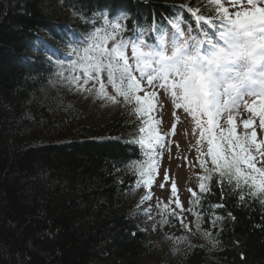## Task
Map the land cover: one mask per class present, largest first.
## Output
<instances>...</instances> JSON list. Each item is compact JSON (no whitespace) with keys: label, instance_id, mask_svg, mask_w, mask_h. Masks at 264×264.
Masks as SVG:
<instances>
[{"label":"trees","instance_id":"1","mask_svg":"<svg viewBox=\"0 0 264 264\" xmlns=\"http://www.w3.org/2000/svg\"><path fill=\"white\" fill-rule=\"evenodd\" d=\"M189 7L216 15L212 0H0V264H264V207L248 186L242 202L218 174L190 200L193 234L164 212L166 244L158 243L171 245L156 246L136 202L138 165L148 157L130 143L144 135L147 117L123 98L101 99L99 85L87 92L69 84L83 70L71 66L77 57L64 34L87 40L105 27L103 10L125 27V40L156 22L168 27L172 17L193 35L211 34ZM71 47L84 54L87 44ZM194 213H203L200 229ZM214 215L223 217L216 227Z\"/></svg>","mask_w":264,"mask_h":264},{"label":"snow or ice","instance_id":"2","mask_svg":"<svg viewBox=\"0 0 264 264\" xmlns=\"http://www.w3.org/2000/svg\"><path fill=\"white\" fill-rule=\"evenodd\" d=\"M212 3L216 15L211 19L188 8L197 22L204 21L216 29L215 34L205 30L202 36L198 34L195 37L191 35V30L186 34L181 29L182 17H172L169 19L171 27L156 22L147 33L140 29L139 35L133 40L118 39L125 27L116 17L109 18L108 11L103 10L99 15L104 17L105 27L96 28L87 40L77 34H72L71 38L69 34L63 36L72 55L77 57L71 66L76 68L78 65L84 77L83 83L77 84L80 76H72L69 84L76 85L79 91L92 92L93 89H85L84 85L89 80L100 81L101 73H106L107 84L111 85L115 94L109 95L105 83L100 81L99 97L112 103H118L117 98L122 97L124 103L132 106L138 115L147 117L143 122L146 127L139 128V133L144 135L139 140L130 141L133 146L138 144L140 148L153 152L149 157L151 162L142 166L140 171L145 187L152 184V174L158 164L155 149L156 146L163 148L164 137L156 129L160 121L153 120L149 115L157 107L154 103L157 92H145L142 81L146 79V85L153 89L158 86L170 92L174 107L191 115L200 130V137L207 138V156L211 157L213 167L207 168L206 161L200 160V166L205 170V175L199 177L200 193L210 191L206 182L218 174L221 186L226 184L233 191L240 192L242 202L245 200L244 186H248L247 196L259 200L261 207H264V166L257 167V162L264 164V141L257 143L254 129L250 133L237 135L233 120V114L239 110L245 95L256 94L257 91L264 95V0H247L246 5L241 4L240 0H230L233 7L239 6L240 9L234 13H230L221 0H212ZM120 16L128 18L122 11ZM217 38L221 43L216 42ZM109 41L112 42L110 47ZM82 43L87 44L84 54L79 48L71 47ZM205 44L209 46L207 50L203 48ZM129 46L131 63L125 51ZM134 73H139V77ZM58 75L63 77L64 73ZM141 92L144 95H139ZM161 96L163 98V93ZM251 111L255 112L256 109ZM259 116V127L264 129V107ZM225 118L226 124L222 122ZM242 124L244 129L252 128L251 119L242 120ZM172 129L175 134V124ZM253 153L260 156L261 160L256 161ZM164 179H169L167 172ZM176 195L177 185L173 183L171 196ZM192 195L195 197L197 194L192 192ZM142 199L148 200L149 197L145 195ZM196 202L199 203V199ZM175 205L181 208L179 199L175 200ZM164 207L167 211V205ZM223 207V203L209 205L210 209ZM186 211L192 212L193 209L188 208ZM170 215L178 216L176 212ZM194 215L196 228L200 229L203 213ZM227 215L235 219L230 211ZM222 219V216L214 215L212 226L216 227ZM181 227L188 228L182 219ZM203 234L215 246V238L207 232Z\"/></svg>","mask_w":264,"mask_h":264},{"label":"rangeland","instance_id":"3","mask_svg":"<svg viewBox=\"0 0 264 264\" xmlns=\"http://www.w3.org/2000/svg\"><path fill=\"white\" fill-rule=\"evenodd\" d=\"M221 3L228 8L230 13H234L239 9V6L233 7L230 0H221ZM243 5L247 4V0H240ZM260 6V5H258ZM168 27H171L170 25ZM181 29L188 34L189 27L182 22L180 25ZM214 31L211 34H215ZM191 34L192 36H197ZM201 35V34H200ZM202 36V35H201ZM118 39H120L118 37ZM133 40V39H129ZM217 43H221L218 38ZM111 41H109L108 46H111ZM208 45L203 46L204 50L208 49ZM126 55L129 56L131 63V48L130 46L125 50ZM139 77V73H134ZM103 77L102 82L105 83L106 89H112L111 85L107 84V74L101 73ZM84 77L82 75L80 83H83ZM100 81L89 80V82L84 85L87 89L94 85H99ZM142 87L145 92L156 91L157 97L154 103L157 107L149 115L155 121H160L156 125L157 131L164 137L163 148L156 146L155 149V159L158 161L156 171L152 174V184L148 187L143 185V178L140 176V171L142 166H147L151 161L149 160L150 155L153 154L152 150H146L147 161L142 162L138 165L139 171V181L136 187V197L139 208L138 220L143 229H147L152 232L156 246L159 248L168 247L171 245L167 244L162 246L158 243L161 238V242L166 244V241L162 239L159 232V224L164 212H176L178 217L183 220L184 223L188 224V231L191 235L193 234L195 222L194 218L189 211V203L194 196L192 192L196 194L199 191V177L205 175V170L200 166V160L204 159L206 161V167L212 168L211 157L207 156L208 144L207 138L200 137V130L196 127L191 115L184 112L183 109H176L173 104V98L170 92L157 88L153 89L146 85V79L142 81ZM114 90V89H112ZM163 93V98L161 96ZM139 95H144V92L139 93ZM166 98V99H165ZM122 99V97H119ZM264 107V95L259 94H247L243 97L240 102V108L238 111L234 112L233 120L237 126V135H242L244 132H251L253 129L257 132V143L264 141V129L259 127L260 116L259 112ZM251 109H256L255 112ZM251 119L252 128L244 129L242 120ZM226 124L225 121H222ZM176 125L175 134H173L172 125ZM200 141L197 143V141ZM255 160L260 161L261 157L253 153ZM264 166L257 162V167ZM167 172L169 179L165 181L164 176ZM175 183L177 185V195L175 197L171 196V186ZM250 183V182H249ZM165 187H161V185ZM189 189L192 191L190 192ZM147 195L148 200H143L142 198ZM179 199L181 202V208H177L175 205V200ZM165 205H167V211H165ZM182 209L184 211H182ZM174 241V240H173ZM172 241V243H173ZM93 264H96L95 262Z\"/></svg>","mask_w":264,"mask_h":264}]
</instances>
